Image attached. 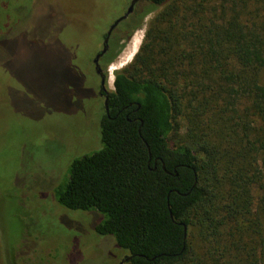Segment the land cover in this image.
Segmentation results:
<instances>
[{"label":"trees","instance_id":"obj_1","mask_svg":"<svg viewBox=\"0 0 264 264\" xmlns=\"http://www.w3.org/2000/svg\"><path fill=\"white\" fill-rule=\"evenodd\" d=\"M154 11L56 201L124 264H264V0H138L106 65Z\"/></svg>","mask_w":264,"mask_h":264},{"label":"rangeland","instance_id":"obj_2","mask_svg":"<svg viewBox=\"0 0 264 264\" xmlns=\"http://www.w3.org/2000/svg\"><path fill=\"white\" fill-rule=\"evenodd\" d=\"M130 1L0 0V264H119L125 257L111 236L95 233L99 215L65 209L55 193L74 159L102 147L90 62ZM157 11L119 41L105 68L109 90Z\"/></svg>","mask_w":264,"mask_h":264},{"label":"flooded vegetation","instance_id":"obj_3","mask_svg":"<svg viewBox=\"0 0 264 264\" xmlns=\"http://www.w3.org/2000/svg\"><path fill=\"white\" fill-rule=\"evenodd\" d=\"M138 1V0H137ZM130 3V2H129ZM136 4V3H135ZM134 4V5H135ZM129 6V5H128ZM127 9V8H126ZM133 10H134V6H133ZM133 10H132V12L131 13H133ZM126 11V10H125ZM130 13V14H131ZM106 24V23H105ZM110 24H112V22L110 23ZM110 24H108L107 25V29H108V27L110 26ZM120 24V23H119ZM117 25V26H119V27H115V28H117V32L118 33H122L123 31V29L122 28H124L125 26H121V25ZM115 28L113 29V31H112V33L114 32V30H115ZM107 29H106V31L104 32V34H102V37H101V45H100V47H99V49H97L96 50V52H95V54H94V57L91 59V67L93 68V70H92V72H93V75H94V77H95V79L97 80L98 79V84H94V86L95 85H97L96 87H95V96L97 97V99L100 101V104H101V107H102V110H103V113H102V115L105 113V114H108V97H109V94H110V92H111V90H109V88H108V77H107V72H106V61H107V59L109 58V56L111 55V48L113 47V40H112V33H111V35H110V37H109V39H108V43H107V49H106V51L102 54V56L100 57V59L98 60V63H99V66H100V68L103 70V72H104V74L106 75L105 76V83H104V86H102V84H101V81H100V77H99V75H97L96 74V72H95V66H94V63H93V60H94V58H95V56L101 51V49H102V47H103V40H104V38H105V36H106V32H107ZM120 29H121V31H120ZM126 257V256H125ZM123 259V258H122ZM122 259H121V261H122ZM119 264H120V262H119Z\"/></svg>","mask_w":264,"mask_h":264},{"label":"water","instance_id":"obj_4","mask_svg":"<svg viewBox=\"0 0 264 264\" xmlns=\"http://www.w3.org/2000/svg\"><path fill=\"white\" fill-rule=\"evenodd\" d=\"M137 2V0H131L130 3H129V6L127 7L126 11H124L123 14H121L119 17H117L113 22L112 24H110V26L108 27L107 29V32H106V36L103 40V47L101 49V51L95 56L94 60H93V63H94V66H95V72L97 75H99L100 77V81H101V84L102 86H104V83H105V74L103 72V70L100 68L99 66V63H98V60L100 59V57L102 56V54L106 51L107 49V43H108V39L113 31V29L120 23L122 22L123 20H125L128 15L132 12L133 10V6L134 4ZM108 77V76H107ZM108 79V78H107ZM131 259L130 256H126L122 259V261H120V264H124L125 262L129 261Z\"/></svg>","mask_w":264,"mask_h":264},{"label":"bare ground","instance_id":"obj_5","mask_svg":"<svg viewBox=\"0 0 264 264\" xmlns=\"http://www.w3.org/2000/svg\"><path fill=\"white\" fill-rule=\"evenodd\" d=\"M113 70V69H112Z\"/></svg>","mask_w":264,"mask_h":264}]
</instances>
